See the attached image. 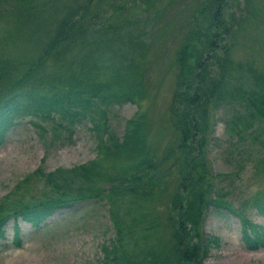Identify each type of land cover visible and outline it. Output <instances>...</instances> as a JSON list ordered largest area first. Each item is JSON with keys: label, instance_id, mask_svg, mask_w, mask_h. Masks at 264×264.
<instances>
[{"label": "rangeland", "instance_id": "1", "mask_svg": "<svg viewBox=\"0 0 264 264\" xmlns=\"http://www.w3.org/2000/svg\"><path fill=\"white\" fill-rule=\"evenodd\" d=\"M203 1L0 0V59L4 58L20 69L36 60L43 43L55 29L56 20L70 8L71 3L80 5L85 2L86 7L81 6L80 11L85 10L92 20L105 16L106 22L111 24V28L107 29L110 30L109 40L101 35L102 41H97L99 70L90 68L93 74L100 80L113 82L112 76L118 73L122 81L115 78L119 82H111L107 87L116 91L128 85L125 83L128 72L121 69H129L130 65L124 64L123 60L129 61V57L134 56V60L138 61L134 72L137 84L130 82L133 90L137 89L135 99L110 103L106 111L108 127L122 135L127 120L141 113L147 127V143L155 150L154 160L159 163L161 171L156 174L152 169L142 177L143 180L147 177L148 184L153 187L151 196L127 190L117 194L113 191L110 202L107 197L101 196L98 200L76 203L72 207L58 209L38 226L21 215L10 216L5 225V236L0 238V264H101L102 244L115 236L112 208L116 214H123L124 222H129L134 215L143 219L147 214L155 217L156 220L146 231L147 242L143 238L140 242L156 243L158 252H165V255L174 252L175 228L168 215H175L176 210L170 201L180 181L178 170L182 168L180 165L171 169L177 157L173 148L179 136L171 111L177 89L175 59L183 34L190 26L188 17ZM224 17L230 31L219 44L227 46L229 57L223 59L226 52L221 50L216 58L205 56L214 61L210 67L211 74L218 76L223 65L228 68L226 76L231 75V85L241 84L247 89H257L264 81L259 78L257 84V79L248 68L250 66L264 74V0H226ZM137 26L145 29L143 38L147 45L132 51L127 41L128 45L137 47L130 41L134 40ZM119 48L127 49L123 58ZM69 54L72 53H67V56L77 66L78 59ZM52 64L56 65L49 62V65ZM56 67L54 70H60V65ZM236 108L221 102L208 105L203 150L207 169L212 174L210 178L224 192L223 200L240 207L259 190H264V115L253 108L250 109L253 113L245 110L244 122L252 120L253 125L239 137L226 122ZM40 124L44 125V129L38 126ZM51 130L50 122L24 115L3 133L0 142V207L9 208L18 198L30 200L35 195L53 192L45 177L36 173L38 167L47 172L95 158L101 160L110 172L120 171L126 166L133 168L134 161L129 164L130 161L124 158L100 157L97 146L99 135L89 116L70 128V136H66L63 129L54 133ZM103 132L102 129L100 133ZM108 185L110 183L101 181L97 187H104L109 193ZM139 191L141 193V189ZM245 208L252 222L264 225V212L255 205H246ZM16 224L19 226L17 239ZM242 225L238 214L211 207L203 214L199 224L189 223L186 227L189 234L194 235L190 239L192 244L205 242L210 234L219 240L218 244H212L204 264H264V242L249 247ZM141 229L138 228L136 234L142 237L144 232ZM197 232L202 233V239Z\"/></svg>", "mask_w": 264, "mask_h": 264}, {"label": "trees", "instance_id": "2", "mask_svg": "<svg viewBox=\"0 0 264 264\" xmlns=\"http://www.w3.org/2000/svg\"><path fill=\"white\" fill-rule=\"evenodd\" d=\"M225 4L226 0H204L191 13L188 17L190 26L183 34L175 59L177 89L171 111L172 122L179 131V136L173 148L177 157L171 169L176 166L179 168L180 165L182 168L178 170L180 181L170 201L172 208L176 210L175 215H168L175 228L174 252L165 255V252H158L156 243L140 242L142 238L147 242L146 231L156 220L155 217L146 213L145 219L134 215L129 222H124L123 214H116L112 208L115 236L102 244L101 264H204V258L212 244H218L219 240L210 234L205 242L192 244L190 239L194 235L189 234L186 226L189 223L199 224L203 214L211 207L240 216L244 239L249 247H256L264 242V225L252 222L245 208L246 205H255L259 211L264 212V190H259L240 207L223 200L224 192L210 178L212 174L207 169L203 150L208 125L206 108L212 102L237 107L226 122L230 130L237 132L239 137L253 125L252 120L244 122L245 110L253 108L264 115V82L257 89H247L241 84L231 85V75L226 76L228 68L223 65L219 68L222 72L218 76L211 74L210 67L214 61L207 58H216L219 50L226 52L223 59L229 57L227 46L219 44L230 31L224 17ZM81 6L85 8V2L80 5L70 4V8L56 20L55 29L53 28V33L43 43L36 60L26 64L27 67L20 69L8 60L0 59V142L3 133L24 115H33L40 121H48L52 133L63 129L66 136L72 134L70 128L77 121L89 116L99 135L97 146L100 157L114 160L124 158L130 161L129 164L134 161L133 168L126 166L112 173L101 160L95 158L47 172L38 167L36 173L45 177L53 187V192L35 195L30 200L18 198L11 207H0V238L5 236V225L10 216L21 215L38 226L44 218L58 209L98 200L101 196L107 197L110 202L111 196L121 190L151 196L153 187L148 184L147 177L144 180L142 177L152 169L156 174L161 172L159 163L156 164L154 160L156 152L147 143L148 132L141 113L127 120L122 135L108 127L106 111L110 103L135 99L137 89L133 90L132 85L136 83L134 72L138 61L134 60V56L129 57V61L123 60L124 64L130 65L129 69H121L122 72H128L125 83L129 86H121L116 89L117 92L107 88L112 81L98 79L91 69L99 70L98 44L102 41V36L107 38L110 31L107 29L111 28V24L106 22L105 16L92 20L89 13L80 11ZM136 28V33H133L134 40L130 41L137 47L128 45L127 41V46L132 51L147 45L143 38L145 29L138 26ZM123 45H126L125 42ZM119 50L123 58L127 49ZM69 52L74 54H69L71 57L78 59L77 66L67 56ZM49 62L60 65V70H54L56 65L52 64V67ZM248 69L257 79V84L259 78L264 81V74L256 72L250 66ZM112 77L113 84L122 81L118 73ZM115 78L119 81L114 80ZM239 108L243 110H237ZM38 126L44 129V125ZM102 129L104 132L100 133ZM101 181L110 183L107 186L109 193L104 187H97ZM113 191L115 192L111 193ZM140 227V231L144 232L142 237L136 234ZM197 235L203 238L202 233L197 232ZM18 237L19 226L16 224L15 239Z\"/></svg>", "mask_w": 264, "mask_h": 264}]
</instances>
